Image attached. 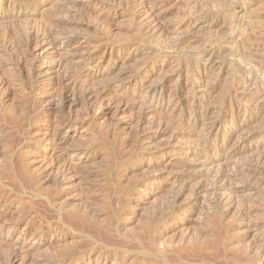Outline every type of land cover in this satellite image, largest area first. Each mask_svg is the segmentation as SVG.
Instances as JSON below:
<instances>
[{
  "label": "rangeland",
  "instance_id": "obj_1",
  "mask_svg": "<svg viewBox=\"0 0 264 264\" xmlns=\"http://www.w3.org/2000/svg\"><path fill=\"white\" fill-rule=\"evenodd\" d=\"M0 16V264H264V0Z\"/></svg>",
  "mask_w": 264,
  "mask_h": 264
},
{
  "label": "bare ground",
  "instance_id": "obj_2",
  "mask_svg": "<svg viewBox=\"0 0 264 264\" xmlns=\"http://www.w3.org/2000/svg\"><path fill=\"white\" fill-rule=\"evenodd\" d=\"M28 1H29V0H28ZM99 1H100V0H99ZM103 1H104V0H103ZM25 2H26V1H25ZM25 2H24V3H25ZM27 3H28V2H27ZM27 3H26V4H27ZM78 3H79V2H78ZM23 5H24V4H23ZM27 6H28V5H27ZM13 8H14V7H13ZM26 8H27V7H26ZM11 10H12V9H11ZM5 11H6V10H5ZM23 11H24L23 9L19 8V10L17 11V13H19L18 15H21V14L23 15V13H24ZM12 16H13V15H12L11 13H8V12L6 11V13H5L4 15H2V18H3V19H8V18L10 19V17H12ZM29 16H30V15H29ZM0 17H1V16H0ZM12 18H13V17H12ZM12 18H11V19H12ZM23 18H25V17H23ZM148 18H149V17H148ZM13 19H14V18H13ZM13 19H12V20H13ZM17 21H18V20H17ZM2 22H3V21H2ZM4 22H5V21H4ZM18 23H19V22H18ZM26 24H27V23H26ZM30 27H31V26H30ZM44 28H45V26H44ZM3 29H4V28H3ZM5 29H6V28H5ZM30 29H31V28H30ZM39 29H40V28H39ZM10 30H11V29H10ZM44 30H45V29H44ZM46 30H47V29H46ZM7 31H8V30H7ZM31 31H32V30H31ZM35 31H36V30H35ZM42 31H43V29H42ZM54 31H55V30H54ZM20 32H23V31H20ZM20 32H19V33H20ZM48 32H50V31H48ZM48 32H47V33H48ZM24 33H25V32H23V35H24ZM57 33H58V32H57ZM10 34H11V33H10ZM36 34H37V33H36ZM60 34H61V33H60ZM62 34H63V33H62ZM64 34H65V33H64ZM68 34H69V33H68ZM3 35H5V34H3ZM8 35H9V32H6V37H7ZM15 35H16V34H15ZM20 35H21V34H20ZM40 35H41V34H40ZM26 36H27V35H26ZM62 36H63V35H62ZM67 36H68V35H67ZM8 37H9V36H8ZM20 37H21V36H20ZM40 37H41V36H40ZM4 38H5V37H3V39H4ZM14 38H15V37H14ZM36 38L38 39V37H36ZM47 38H48V41H47L46 38H41V39L39 38V41L42 42V43H45V42L47 41V44H49V45H51V46H53V47H55V48H56L58 45L62 46V44H63L64 42L62 43V42H60V41H64L65 39H67V38H65V39L63 38L64 40H63V39L61 40V39H60L61 37H55L53 33L49 34V36H48ZM12 39H13V38H12ZM16 39H17V38H16ZM18 39H19V38H18ZM23 39H25V38H23ZM31 39H32V37H31ZM58 39H60V40H58ZM25 41H26V40H25ZM21 42H22V40H21ZM29 42H31V41H29ZM32 42L34 43V42H36V41H32ZM59 42H60V43H59ZM76 42H77V41H76ZM78 42H79V41H78ZM4 43H5V42H4ZM38 43H39V42H38ZM80 43H81V42H80ZM7 44H8V43H7ZM26 44H27V43H26ZM68 44H69V43H68ZM74 44H76V43H74ZM74 44H73V45H74ZM78 44H79V43H78ZM15 45H16V44H15ZM39 45H40V44H39ZM39 45L37 44V46H39ZM5 46H6V45H5ZM13 46H14V45H13ZM25 46H26V45H25ZM28 46H30V45H28ZM32 46H33V45H32ZM37 46H36V47H37ZM40 46H41V45H40ZM66 46H67V44H65V48H66ZM9 47H10V46H9ZM17 47H18V46H17ZM34 47H35V46H34ZM36 47H35V48H36ZM62 47H63V46H62ZM69 47H70V46H69ZM5 48H6V47H5ZM14 48H15V47H14ZM19 48H20V47H19ZM24 48H25V47H24ZM47 48H48V47H47ZM55 48H54V49H55ZM3 49H4V48H3ZM9 49H10V48H9ZM42 49H43V48H41V50H42ZM57 49H58V48H57ZM10 50H11V49H10ZM28 50H29V49H28ZM49 50H50V49H49ZM66 50H67V49H66ZM73 50H74V49H73ZM11 51H12V50H11ZM15 51H16V50H15ZM23 51H24V50H23ZM29 51H30V50H29ZM51 51H52V50H51ZM51 51H50V52H51ZM58 51H59V50H58ZM61 51H62V50H61ZM38 52H39V50H38ZM48 52H49V51H48ZM52 52H53V51H52ZM64 52H65V51H64ZM73 52H74V51H73ZM75 52H76V51H75ZM21 53H24V52H21ZM27 53L30 54V52H27ZM32 53H33V54L36 53L35 50L33 51V49H32ZM32 53H31V54H32ZM28 54H26V55H28ZM37 54H38V53H37ZM44 54H45V53H44ZM62 54H63V53H62ZM73 54H74V53H73ZM26 55H25V56H26ZM58 55L60 56L59 53H58ZM67 55H68V54H67ZM22 56H23V54H22ZM34 56H35V55H34ZM38 56H39V54L37 55V57H38ZM41 56H42V55H41ZM59 56H58V57H59ZM31 57H32V56H31ZM42 57H43V56H42ZM60 57H61V56H60ZM55 58H56V57H55ZM61 58H62V57H61ZM69 58H70V56H69ZM71 58H72V57H71ZM41 59H42V58H41ZM43 59H44V58H43ZM73 59H74V58H73ZM23 60H24V59H23ZM33 60H34V58H33ZM67 60H68V59H67ZM78 60H79V59H78ZM71 61H72V60H71ZM58 62H60V61H58ZM62 62L65 63V60H62ZM62 62H61V64H62ZM67 62H68V61H67ZM69 62H70V61H69ZM65 64H66V63H65ZM71 64H72V63H71ZM76 64H77V63H76ZM66 65H67V64H66ZM69 65H70V64H69ZM69 65H68V66H69ZM64 66H65V65H63V67H64ZM80 67H81V66H80ZM80 67H79V68H80ZM60 71H61V70H60ZM62 76H63V75H62ZM71 77H72V76H71ZM67 78H68V77H67ZM72 78H73V77H72ZM62 80H63V79H62ZM56 81H57V80H56ZM4 82H5V81H4ZM85 86H86V85H85ZM85 86H84V88H85ZM89 86H90V85H89ZM90 87H91V86H90ZM98 88H99V87H98ZM103 88H104V87H103ZM92 89H93V88H92ZM92 89H91V90H92ZM106 89H107V88H106ZM83 91H84V89H83ZM98 91H101V90H98ZM87 92H88V91H87ZM96 92H97V91H96ZM101 92H102V91H101ZM94 93H95V92H94ZM72 94H73V93H72ZM95 94H96V93H95ZM95 94H94V95H95ZM66 95H67V94H66ZM66 95H65V96H66ZM87 95H88V94H87ZM61 96H62V95H61ZM98 96H99V95H98ZM96 97H97V96H96ZM67 98H68V95H67ZM66 100H67V99H66ZM196 120H197V119H196ZM160 122H161V121H160ZM211 122H212V121H211ZM194 123H195V121H194ZM160 124H161V123H160ZM211 127H212V125H211ZM58 129H59V128H58ZM56 130H57V129H56ZM58 131H59V130H58ZM52 132H53V131H52ZM52 132H51V135H52ZM55 133H56V132H55ZM58 134H59V133H58ZM53 136H54V135H53ZM57 136H58V135H57ZM60 136H61V135H60ZM257 136H258V135H257ZM250 138H252V137H250ZM60 139H61V138H60ZM62 140H63V139H62ZM204 144H205V143H204ZM229 155H230V154H229ZM69 166H70V165H69ZM67 167H68V166H67ZM65 169H66V168H65ZM65 171H66V175H65V174H62V175H65V177H67V175H69V174L71 173L70 167H69V169H67V170H65ZM73 172H74V171H73ZM76 173H77V172H76ZM73 174H75V173H73ZM78 175H79V174H78ZM222 175H224V174H222ZM251 175H252V174H251ZM220 176H221V175H220ZM65 177H64V178H65ZM72 177H73V176H72ZM214 178H215V177H214ZM224 178H225V176H224ZM66 179H67V178H66ZM64 180H65V179H64ZM236 188H237V187H236ZM186 190H187V189H186ZM197 191H198V190H197ZM242 191H243V189H242ZM241 193H242V192H241ZM198 194H199V193H198ZM239 195H240V194H239ZM228 196H230V194H229ZM232 196H233V195H232ZM174 198H175V197H174ZM176 198H177V197H176ZM231 198H232V197H231ZM194 199H195V198H194ZM173 200H174V199H173ZM199 241H200V240H199ZM201 244H202V242H201ZM198 245H199V242H198V243L196 242L195 245H194V247H195V246H198Z\"/></svg>",
  "mask_w": 264,
  "mask_h": 264
}]
</instances>
